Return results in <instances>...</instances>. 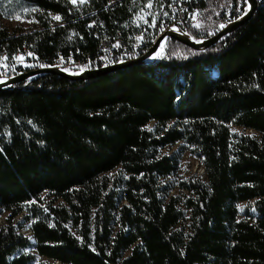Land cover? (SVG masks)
Listing matches in <instances>:
<instances>
[{"label":"trees","instance_id":"obj_1","mask_svg":"<svg viewBox=\"0 0 264 264\" xmlns=\"http://www.w3.org/2000/svg\"><path fill=\"white\" fill-rule=\"evenodd\" d=\"M24 1L38 26L0 28V59L30 47L94 63L145 0ZM196 1L201 14L180 27L197 40L247 8ZM156 62L0 90V264H34L36 253L37 264H264V0L205 49L169 37ZM179 143L206 173L181 183L183 197L168 195L178 160L161 154ZM27 222L33 239L18 232Z\"/></svg>","mask_w":264,"mask_h":264},{"label":"built area","instance_id":"obj_2","mask_svg":"<svg viewBox=\"0 0 264 264\" xmlns=\"http://www.w3.org/2000/svg\"><path fill=\"white\" fill-rule=\"evenodd\" d=\"M239 1L241 7L243 0ZM149 4L152 6L148 7ZM239 11L241 12L240 8ZM201 12L200 1L145 0L132 11L126 23V36L124 39L119 36L110 43L104 42L101 45V56L98 61L92 63L90 58L81 60L78 58L80 52L73 50L67 53L59 52L53 60L49 61L42 58L32 48L25 47L12 55L5 53L1 56L0 81L11 75L46 67H60L71 73H79L80 70L98 69L114 63L139 59L150 50L167 29L176 30L180 28L182 18L185 21H196ZM244 13L245 11L241 12L240 16ZM93 24L94 22L89 23L90 26ZM222 25H228V21H221L216 28L208 30L204 33V38L214 37L224 28L221 27ZM168 38L165 37L161 41L157 59H160L163 54ZM117 44H119V47L115 46ZM29 53L32 55H29ZM18 57L23 59H18ZM40 65H44V67Z\"/></svg>","mask_w":264,"mask_h":264},{"label":"rangeland","instance_id":"obj_3","mask_svg":"<svg viewBox=\"0 0 264 264\" xmlns=\"http://www.w3.org/2000/svg\"><path fill=\"white\" fill-rule=\"evenodd\" d=\"M73 5L77 7H82L83 3H77ZM35 12L36 9L24 0H0V28H8L10 29L11 32H14L19 29H23L26 31L31 30L38 26V21L34 15ZM17 17L19 19H16ZM123 62H127V61H123ZM46 68H51V67H46ZM55 68H60V67H55ZM149 127H154V123H150ZM231 131L240 134L242 132V129L236 126H232ZM245 132L252 136H257L259 138L262 137V136H258V132L254 130H246ZM161 154L175 156L178 160L177 172L174 175L170 176V178H168L165 181L168 195L173 194L183 197L184 195L188 194V192L184 191L180 187L182 182L187 181L188 179L194 176L201 177L203 179L206 177V173L201 162L196 157H194L192 153H190V151L183 149V146L180 143L177 144L176 146H168L162 149ZM246 205H247L246 202L239 204V212H240L239 219H244L245 217H247L245 214L247 207ZM250 213L255 214V210L252 208ZM7 215H8L7 213H4L0 217V228L7 224V219H6ZM188 216L189 214H186L185 219H183L180 222L179 228L182 229L185 226L187 228V225L189 223L187 218ZM23 221H24L23 214L15 218V224L17 226H19ZM18 232L27 235L33 239L32 231H31V222H27L23 228H19ZM28 251H32L33 253H36L34 249H28ZM40 260H43L42 257L36 253V259L34 264H37Z\"/></svg>","mask_w":264,"mask_h":264},{"label":"water","instance_id":"obj_4","mask_svg":"<svg viewBox=\"0 0 264 264\" xmlns=\"http://www.w3.org/2000/svg\"><path fill=\"white\" fill-rule=\"evenodd\" d=\"M248 2L251 4V9L247 10V15L243 14L239 18L235 19L234 21L230 22L227 26H225L223 29H221L214 37L208 38V39H201L197 40L193 37H191L185 30H183L181 27L177 30L173 29H167V31L161 35V37L157 40V42L150 48V50L140 57L139 59L130 60L127 62H121L116 64H111L106 67H101L98 69H87L83 70L80 73H70L68 71H65L60 68H44V69H38V70H31L23 73H19L16 75H11L6 77V79L0 81V90L7 89L10 86L29 79H33L39 75L43 74H57L62 77H66L69 79H89L93 77H97L109 72L116 71L118 69H122L128 66L138 65V64H154L157 61L158 58V51L160 49L161 41L165 37L175 38L179 41H182L183 43L187 44L188 46L195 48V49H205L216 42H218L223 36L229 34L232 30L246 22L248 19L251 18V16L254 14V12L257 9V0H248ZM197 41H202L198 43Z\"/></svg>","mask_w":264,"mask_h":264},{"label":"snow or ice","instance_id":"obj_5","mask_svg":"<svg viewBox=\"0 0 264 264\" xmlns=\"http://www.w3.org/2000/svg\"><path fill=\"white\" fill-rule=\"evenodd\" d=\"M70 2L72 3V4H77V3H85L86 2V0H70ZM243 3H244V5L250 10L251 9V4L248 2V0H243ZM152 5L151 4H149L148 5V7H151ZM245 15H247V12H245L244 13ZM16 19H19L18 17L16 18ZM53 19H55V20H57V21H59V20H61L62 18L60 17V16H54L53 17ZM194 27H197V28H199L200 27V25L199 24H196V25H193ZM226 25H222L221 27H225ZM198 43H200V42H202V41H197ZM116 47H119V44H117V45H115ZM29 55H32L31 53H29ZM5 59H7L6 57H5ZM18 59H23L22 57H18ZM41 67H44V65H40ZM65 71H67V69H64ZM29 123H31V121H29ZM149 130H151V129H149ZM3 151V149H0V152H2ZM239 207V206H238ZM239 222V221H238ZM93 251H95V249H93Z\"/></svg>","mask_w":264,"mask_h":264},{"label":"bare ground","instance_id":"obj_6","mask_svg":"<svg viewBox=\"0 0 264 264\" xmlns=\"http://www.w3.org/2000/svg\"><path fill=\"white\" fill-rule=\"evenodd\" d=\"M159 59H157V61H158ZM115 64V63H114Z\"/></svg>","mask_w":264,"mask_h":264}]
</instances>
